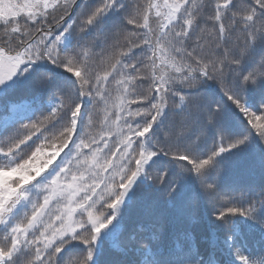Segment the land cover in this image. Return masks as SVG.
I'll return each mask as SVG.
<instances>
[{"label": "snow or ice", "instance_id": "snow-or-ice-1", "mask_svg": "<svg viewBox=\"0 0 264 264\" xmlns=\"http://www.w3.org/2000/svg\"><path fill=\"white\" fill-rule=\"evenodd\" d=\"M0 264H264V0H0Z\"/></svg>", "mask_w": 264, "mask_h": 264}]
</instances>
